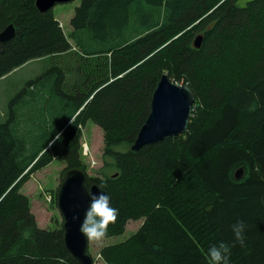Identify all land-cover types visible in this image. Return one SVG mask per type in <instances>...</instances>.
Masks as SVG:
<instances>
[{
  "label": "trees",
  "instance_id": "trees-1",
  "mask_svg": "<svg viewBox=\"0 0 264 264\" xmlns=\"http://www.w3.org/2000/svg\"><path fill=\"white\" fill-rule=\"evenodd\" d=\"M36 2L0 0V32L16 28L0 43V79L40 58L72 63L27 81L0 121V264H80L64 220L40 226L20 190L55 157L62 182L80 169L111 197L119 216L106 237L143 220L101 247L107 264H208L222 242L229 264H264V0H80L69 36ZM165 72L196 94L187 130L134 150ZM87 120L104 129L95 176L81 159Z\"/></svg>",
  "mask_w": 264,
  "mask_h": 264
},
{
  "label": "rangeland",
  "instance_id": "rangeland-1",
  "mask_svg": "<svg viewBox=\"0 0 264 264\" xmlns=\"http://www.w3.org/2000/svg\"><path fill=\"white\" fill-rule=\"evenodd\" d=\"M246 1L248 0H238V4L244 5ZM79 4L80 0H72L70 2L58 3L53 7L56 18L68 36L72 29L71 18L75 13L76 6ZM60 61L67 64L72 63L71 58L58 59L55 58V56L40 58L30 61L7 76L1 78L0 121L5 118V113L10 107V102L16 98V94L25 83L42 75L52 66V64H58ZM178 83L185 84L183 80L178 81ZM73 120L74 119L71 121ZM79 128L82 131L81 159L83 163H86L88 166V174L90 176H95L97 169L103 165L102 153L105 146L104 129L92 120H87L84 125H80ZM48 147H50V143ZM85 149L89 150L88 154L84 153ZM66 164L65 160L55 157L50 164L35 171L20 187V190L30 197L31 209L34 212L39 225L43 228H55L60 226L63 220L62 214L56 204L55 196L58 195V188L60 184H62L61 176ZM242 175L243 173L241 176ZM142 222L143 220H131L128 222L123 234L105 237L99 242H88V250L93 257L94 263L107 264L100 255L101 247L103 245L118 243L129 238L133 232L138 230Z\"/></svg>",
  "mask_w": 264,
  "mask_h": 264
},
{
  "label": "water",
  "instance_id": "water-1",
  "mask_svg": "<svg viewBox=\"0 0 264 264\" xmlns=\"http://www.w3.org/2000/svg\"><path fill=\"white\" fill-rule=\"evenodd\" d=\"M70 1L72 0H37L36 5L40 11L45 12L58 3ZM15 33V26L8 25L0 32V43L8 42ZM201 43L202 36H198L195 45L199 47ZM195 100L196 94L189 85L179 84L168 73H163L153 93L150 114L132 148L139 150L143 146L185 133ZM241 174L242 169H239L237 177ZM85 180L86 175L82 170L69 171L60 186L57 205L64 220L67 249L80 264H94L93 257L88 253L89 241L80 232V226L90 205L89 193L99 194L101 189L96 184L88 188Z\"/></svg>",
  "mask_w": 264,
  "mask_h": 264
},
{
  "label": "clouds",
  "instance_id": "clouds-1",
  "mask_svg": "<svg viewBox=\"0 0 264 264\" xmlns=\"http://www.w3.org/2000/svg\"><path fill=\"white\" fill-rule=\"evenodd\" d=\"M59 138L58 134L56 139ZM99 187V194L89 193L90 205L80 226V232L89 242L102 241L108 234L109 225L115 223L119 216V210L111 205V197L102 190L103 185ZM245 228L243 221L232 225L235 240L242 246L245 242ZM230 255L231 247L228 244L222 242L218 246L213 245L208 249V264H229Z\"/></svg>",
  "mask_w": 264,
  "mask_h": 264
},
{
  "label": "built area",
  "instance_id": "built-area-1",
  "mask_svg": "<svg viewBox=\"0 0 264 264\" xmlns=\"http://www.w3.org/2000/svg\"><path fill=\"white\" fill-rule=\"evenodd\" d=\"M84 153L85 154H88L89 153V150L88 149L87 150L85 149Z\"/></svg>",
  "mask_w": 264,
  "mask_h": 264
}]
</instances>
